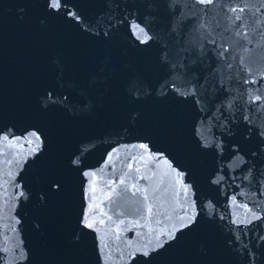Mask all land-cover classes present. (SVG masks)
Segmentation results:
<instances>
[{
    "label": "water",
    "instance_id": "95a60500",
    "mask_svg": "<svg viewBox=\"0 0 264 264\" xmlns=\"http://www.w3.org/2000/svg\"><path fill=\"white\" fill-rule=\"evenodd\" d=\"M0 264H264V0H0Z\"/></svg>",
    "mask_w": 264,
    "mask_h": 264
},
{
    "label": "snow or ice",
    "instance_id": "6c2138e0",
    "mask_svg": "<svg viewBox=\"0 0 264 264\" xmlns=\"http://www.w3.org/2000/svg\"><path fill=\"white\" fill-rule=\"evenodd\" d=\"M210 3L211 2V0H201V3ZM233 11H236V9H233ZM240 11L242 12V11H244V9H240ZM237 19H239V17L237 16L236 17Z\"/></svg>",
    "mask_w": 264,
    "mask_h": 264
}]
</instances>
